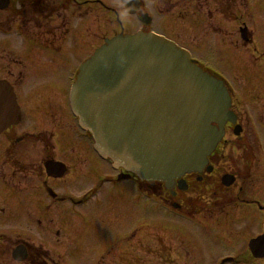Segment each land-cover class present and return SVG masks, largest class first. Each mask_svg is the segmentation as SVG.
I'll use <instances>...</instances> for the list:
<instances>
[{
	"label": "flooded vegetation",
	"instance_id": "obj_1",
	"mask_svg": "<svg viewBox=\"0 0 264 264\" xmlns=\"http://www.w3.org/2000/svg\"><path fill=\"white\" fill-rule=\"evenodd\" d=\"M172 1L175 3L171 8L174 11L187 12L191 9V18L195 21H190L189 26L196 31V41L193 43L195 47L203 45V41L208 38L214 39V35L209 32L217 33L222 28L211 24L212 16H223V7H228L230 1L232 4L235 2ZM69 2L76 3V0H9L8 7L0 11V29L11 31L9 35L0 36V80L6 81L12 87L20 112L19 122L10 124L0 132V204L8 194H12L14 198L19 197L18 202H14L15 209L31 207L32 215L28 216L27 212V216L35 230L30 233L42 238H53L57 244L68 230L75 232L71 227L73 218L69 216L70 208L82 202L71 196L69 190L82 184L81 177L85 172L90 175L100 173L102 164L92 153L88 138L82 134L78 135L76 127L70 126L66 99L64 104L61 96H55L56 90L59 89L55 86L57 77L49 81V84L44 80L39 86L31 83L30 73L25 71L26 68L32 67L42 71L39 74L45 79H48L50 74L59 75L58 67L62 70L65 59L64 54H61V43L68 34L65 16L70 7ZM170 2L162 1L161 4H171ZM111 11L118 16L114 8H111ZM126 16L127 18H120L121 21H111L112 32L117 29L125 31L126 28L134 26L131 17ZM56 21L59 23L55 24ZM235 21H238V17ZM15 28L28 36L26 41H20L15 36ZM240 33L246 38L243 40L244 44L251 42L249 32L240 28ZM214 41L225 47L226 40L220 38ZM192 56L200 58L193 53ZM52 67H56L55 70ZM22 71L24 78L21 77ZM258 78L262 79L259 76ZM27 85L33 94L25 91ZM260 87L261 84L254 93V101L259 100L256 106L264 112V86ZM20 88L23 89V94ZM51 90L53 101L61 103L57 109L61 113L66 110V114H63L65 124L61 118L58 119L56 124L59 131L53 133V136L26 137V133L20 129L26 121V109L28 116L36 114L39 111L37 102L44 103L46 92L49 94ZM2 106L0 101V119L4 116L1 114ZM234 106L232 100V110L243 134L237 141L236 137L233 138L238 142L237 149L239 150L240 144L242 151L237 154V158H234L235 154L219 152L221 145L226 142L225 138L208 158L211 171L188 175L185 192L176 191L174 196L168 197L163 186L157 187L161 192V201L158 204L159 211L156 209L159 212L158 224L154 226L159 229V234L154 238V249L160 264H203L201 251L207 252L214 245L227 247L224 249L226 255L220 258L217 264H264V255L262 258H254L249 249L250 241L261 238L264 252V164L251 147L247 128L242 117L236 113L240 110ZM4 122L5 120H0V123ZM63 125L70 126L73 130L72 136L66 131L62 132L61 129L65 128ZM230 127H225L227 132ZM55 136L60 138L55 139ZM52 162L56 163L54 170L61 172V175H48L45 166ZM224 175L232 177V183L228 186L222 183ZM102 178L111 180L112 175L106 173L93 180L100 181ZM144 186L148 190L147 184ZM130 189L132 190L131 186ZM2 190L5 191L4 195L1 194ZM110 214L112 215V212ZM91 219L96 220L93 216ZM42 221H46V224L43 225ZM102 221L110 225L112 218L108 223L106 219ZM195 231H198L200 236H197ZM12 235L17 233H6L0 228V264H59L52 258L55 253L52 254L51 250L37 249L30 245V239ZM16 246L25 249L26 260L23 263L11 260L12 249ZM146 248L149 249L148 246ZM182 253L188 256L183 261L171 259L172 254H178L180 257ZM195 256L201 257L197 259ZM166 257L170 261L166 262Z\"/></svg>",
	"mask_w": 264,
	"mask_h": 264
},
{
	"label": "rangeland",
	"instance_id": "obj_2",
	"mask_svg": "<svg viewBox=\"0 0 264 264\" xmlns=\"http://www.w3.org/2000/svg\"><path fill=\"white\" fill-rule=\"evenodd\" d=\"M87 1L91 0H76V3L69 2L68 7H70L65 16L68 26V37L66 39H68L69 43L64 42L61 44L63 45L61 54H64L65 59L64 64H62V70L60 66L58 67L59 75L50 74L49 78L45 79V77L39 74L42 71L35 70L32 67L25 69L26 72L30 73L29 78L31 83L39 86L44 80L49 84V81L57 77L55 86L59 89L56 90L55 96L56 98L61 96L60 99H63L64 104V94H66L67 89L66 84L71 80L69 78L77 72L79 63L91 55L89 53L90 49H87V47H96L104 37L115 36L116 33L112 32V22L109 21L118 22L121 17H127L124 12L117 16L115 14L110 15L108 10H101L108 6L112 7L115 2V6L119 8L120 4L118 0H100L99 4L94 5L92 3H86L88 5L82 3ZM245 2L247 7L243 0H235L233 4L230 1L228 7L222 6L223 16L215 15L210 20L212 25L215 27L221 26L222 30H218L217 33H209L214 35V39L219 40L221 38V40H226L224 43L225 47L213 42V38L204 40L203 45L197 47L193 45L194 41H196L194 38L196 31L191 28L192 26H188L190 21L192 23L195 21L194 18H191V9H188L187 12L174 11L171 9L175 5L173 1L170 2L171 4H161L160 0H143V6L145 8L144 11H147L152 18L151 27L153 30L166 33V35L172 38H178L181 45L188 46L195 56L202 58L205 64L221 73L222 77L235 87L234 103L238 102L239 104L235 103L234 108L236 107L240 110L239 106L241 102L247 105L250 104L252 107V109L250 108L251 112L256 116L257 121L263 123L264 113L260 110L259 106L256 107L259 104V100L254 101V93L260 84V88L264 86V81L262 80L264 79V0H245ZM116 7L112 8L117 9ZM167 14L168 17H166ZM181 15L184 16V21L176 20ZM236 16L239 18L238 22L235 21L237 19ZM80 18L83 19L80 20ZM76 20L79 22L74 23ZM131 20L134 22V26L128 28L129 31L137 27L135 19L131 18ZM170 20L172 21L171 23L169 22ZM241 22L249 29L251 42L247 45L239 38L238 28ZM57 23L59 21L55 22V24ZM72 23H78V27H75ZM22 61L24 62V60ZM22 66L20 68L24 69ZM52 68L55 70L56 67ZM23 76L24 71H22L21 77L24 78ZM258 76L262 79L259 80ZM25 87V91L32 93L28 85ZM20 91L23 94L22 88H20ZM59 91L62 94H59ZM51 95L52 90L49 94L46 92V100L43 103V106L49 110V113L44 115V119H42L47 123L41 127L37 117H31L30 125L25 127L26 130L36 131V136H53V133H58L59 126H57L56 121L60 118L63 120V124H65L63 114H66V110L61 113L57 109L61 103L58 101L54 102ZM262 96V101H264L263 92ZM40 104L41 102H37V106ZM29 117L26 109L24 119ZM69 124L70 126L73 125L70 119ZM67 126L63 125L65 128L61 130L71 135L73 130L70 126ZM20 129L23 130V127H20ZM58 138L60 137L55 136V139ZM226 138L227 140L221 145L219 152L235 154L234 158H237V154L241 152L240 148L239 150L235 146L233 148L234 143L231 141V137L228 136ZM109 171L106 164H101L100 173L94 175L91 173L94 178L88 172H85L81 177L82 184L78 185L79 187L75 186V188L70 189L69 194L78 198L80 192H87L89 186L99 183V181H94L93 179L99 178L106 173L112 174V178L116 175L114 172L110 173ZM263 176L264 170L262 169V181L264 180ZM103 177L105 178V176ZM108 187L106 185L100 193L90 199L91 204L89 207L74 210V213H78L73 218L74 224L71 226L75 229V232L69 230V234L60 239L58 246H55V243L47 242V238H40L35 233L34 235L30 233L34 231L28 219V216L32 215L31 207L15 209L14 202L17 203L19 197L14 198L12 194H8L10 196L6 195L2 199V204H0V228L6 233L16 232L17 235H13L15 237L19 235L30 239L33 246L38 245L44 249V247L47 248V244H50L52 247H58L59 250H56V252L62 257L61 260L60 258L57 259L60 264H160V260L157 258V253L154 249L156 246L154 238L158 235L155 231H151L157 229L154 225L158 223L157 219L149 215L150 210L153 212L157 211L155 207L150 205L151 203L145 199L144 195L134 193L128 183H124L123 188L120 190ZM1 194L4 195L5 191L2 190ZM27 212L29 213L28 216ZM111 212L112 215L110 214ZM92 215L96 220L91 219ZM110 218H112V223L110 224L112 227L106 225L105 221H102L106 219L108 223ZM78 222L84 224L82 229ZM42 224L45 225L46 221H42ZM125 230L131 233L134 231H137V233L146 231L147 234H140V236L134 237L131 240L130 237H119L122 236L120 233L123 234ZM109 233H112L110 237H103ZM129 234L126 236H129ZM195 234L200 236L198 231H195ZM41 243L44 244V247ZM144 246H148L149 249L144 248ZM226 248L214 245L207 252L206 250L203 253L201 251L203 264H217L219 259L226 255L224 251ZM187 257L184 253L180 257H178V254H172L171 259L183 261ZM54 258L56 257L54 256ZM195 258L198 259L197 256ZM8 259H10L9 256ZM167 261L170 260L166 257Z\"/></svg>",
	"mask_w": 264,
	"mask_h": 264
},
{
	"label": "water",
	"instance_id": "obj_3",
	"mask_svg": "<svg viewBox=\"0 0 264 264\" xmlns=\"http://www.w3.org/2000/svg\"><path fill=\"white\" fill-rule=\"evenodd\" d=\"M120 1L130 12L138 7L136 0ZM6 5L7 0H0V8ZM0 101V120H6L2 130L16 112L4 84ZM71 105L102 157L141 178L165 180L167 186L186 171L201 170L219 139L206 135L202 121L216 120L222 126L230 119L229 100L219 81L202 73L186 52L143 33L106 40L82 63ZM13 257L23 260L25 255L19 249Z\"/></svg>",
	"mask_w": 264,
	"mask_h": 264
}]
</instances>
